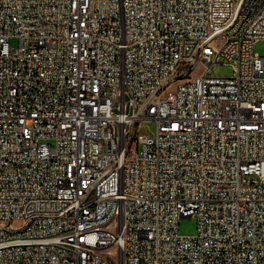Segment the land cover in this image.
Instances as JSON below:
<instances>
[{
	"label": "built area",
	"instance_id": "2783aa9c",
	"mask_svg": "<svg viewBox=\"0 0 264 264\" xmlns=\"http://www.w3.org/2000/svg\"><path fill=\"white\" fill-rule=\"evenodd\" d=\"M261 39L264 0H0V264H264Z\"/></svg>",
	"mask_w": 264,
	"mask_h": 264
},
{
	"label": "rangeland",
	"instance_id": "374dc122",
	"mask_svg": "<svg viewBox=\"0 0 264 264\" xmlns=\"http://www.w3.org/2000/svg\"><path fill=\"white\" fill-rule=\"evenodd\" d=\"M16 44V41H12ZM255 52L264 56V40L261 39L255 44ZM211 74L215 76H230L233 74V66L230 63H217L211 68ZM157 130V123L154 121H143L139 126V134L153 135ZM197 220L193 217H184L179 221V233L185 236L195 235L197 233Z\"/></svg>",
	"mask_w": 264,
	"mask_h": 264
}]
</instances>
